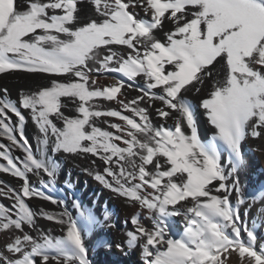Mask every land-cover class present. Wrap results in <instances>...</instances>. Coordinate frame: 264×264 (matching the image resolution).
I'll return each instance as SVG.
<instances>
[{"label":"snow or ice","instance_id":"1","mask_svg":"<svg viewBox=\"0 0 264 264\" xmlns=\"http://www.w3.org/2000/svg\"><path fill=\"white\" fill-rule=\"evenodd\" d=\"M87 2L85 17L84 0H0V75L52 78L16 99L0 90V140L8 141L0 143V173L22 182L0 181V199L11 201L0 203V264H91L88 234L116 227L109 211L100 218L73 194L74 215L53 195L58 158L68 155L102 162V170L83 171L138 208L125 221L132 225L125 244L139 248L143 264H232L234 255L236 264H264L257 235L264 189L246 195L239 175L245 142L264 139V0ZM205 85L207 97L194 104L188 94ZM197 108L215 130L207 142ZM29 119L39 133L35 150L25 135ZM33 199L60 210H34Z\"/></svg>","mask_w":264,"mask_h":264},{"label":"bare ground","instance_id":"2","mask_svg":"<svg viewBox=\"0 0 264 264\" xmlns=\"http://www.w3.org/2000/svg\"><path fill=\"white\" fill-rule=\"evenodd\" d=\"M92 6L84 0L82 15L87 17L91 14ZM139 11V9H137ZM141 15L143 13L141 12ZM171 28L168 25L165 29L167 31ZM163 37V33H159ZM118 47V46H117ZM108 77L122 78L116 73H106L103 74ZM52 78L43 74H27V73H12L7 75H0V90L7 88L9 95L16 99L19 94L23 92H35L38 89L48 86ZM126 83H131L127 81ZM114 81L112 79H99L100 84H110ZM122 91H124L122 89ZM209 88L207 85L201 90L199 94L189 93V99L194 103L198 104L202 98H206ZM129 97H134L138 93L133 90L128 91ZM105 107L118 108L114 102H105ZM71 114V113H69ZM130 115V113H125ZM27 116L28 114L25 113ZM197 124L199 135L202 140L207 142L211 136L214 134V129L207 121V117L204 114L203 109L197 108L196 110ZM108 119L110 122H116L123 124L122 121H118L115 118H101ZM16 118L13 116V121ZM153 120L156 125L161 123V120L155 117L153 112ZM171 123V121H169ZM102 128L107 126L103 123L99 125ZM110 131H115L113 129H108ZM25 135L28 137L29 142L33 145L35 150L37 146L36 136L39 135L36 126L29 119L25 125ZM19 138V137H18ZM0 143H8L7 140H0ZM244 154H245V165L241 169L240 181L245 187V194L257 192L260 189H264V139H252L249 138L244 144ZM15 156L22 157L23 153L20 151H15L13 153ZM60 170L58 179V191L53 193V195L65 199L69 205V210L75 215V210L71 208L72 195L75 194L76 197L80 199L82 204L91 207L96 215L100 218L103 217L105 210L111 213V222L116 225L115 228H110L106 226H101L95 228L87 237V245L89 247V259L91 264H143L141 258V253L139 248L129 250L125 244L126 236L125 233L131 230L132 225L125 223L129 221L130 218L138 211V208L129 206L122 198L115 196L108 189L100 185L92 176L87 175L83 169L96 167L103 169L104 165L98 159L96 160V165H92V160L95 159L92 156H60ZM2 162V161H0ZM30 180L33 183H37L38 179L34 176H30ZM68 180L72 184V188L65 187V181ZM0 181H4L7 184L15 188H19L21 181L11 177L8 174L0 173ZM0 203L5 205H10L11 201L7 199H0ZM30 206L34 210H39L41 207L49 211H59L60 208L56 205H52L49 202L33 199L28 201ZM261 207V204L256 203L246 219L251 223L252 219L257 216V209ZM262 223L258 227L257 235L259 237V242L264 243V213L259 214ZM148 223V221H145ZM39 226L45 231L51 230V234L54 236L62 235L60 231V226L49 222L45 219H38ZM183 229V221L176 225L175 231L177 236L181 233ZM3 241L0 240V244ZM117 244L122 246V249L116 247ZM236 256L232 257V264H236Z\"/></svg>","mask_w":264,"mask_h":264}]
</instances>
